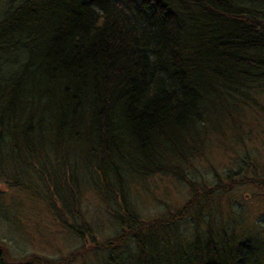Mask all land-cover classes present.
Segmentation results:
<instances>
[{
  "label": "trees",
  "instance_id": "trees-1",
  "mask_svg": "<svg viewBox=\"0 0 264 264\" xmlns=\"http://www.w3.org/2000/svg\"><path fill=\"white\" fill-rule=\"evenodd\" d=\"M3 12L0 54L15 62L0 78V149L56 173L64 207L80 186L97 191L120 230L95 264H264V243L226 223L209 218L188 241L142 221L126 195L130 178H185L211 109L225 120L257 105L264 0H9Z\"/></svg>",
  "mask_w": 264,
  "mask_h": 264
},
{
  "label": "rangeland",
  "instance_id": "rangeland-1",
  "mask_svg": "<svg viewBox=\"0 0 264 264\" xmlns=\"http://www.w3.org/2000/svg\"><path fill=\"white\" fill-rule=\"evenodd\" d=\"M8 3L0 0V14ZM7 55L0 54L1 79L15 62ZM252 98L257 105H241L225 120L228 111L210 110L201 147L183 167V180L172 173L127 180L131 211L144 222L169 221L188 241L206 234L212 218L226 223L238 242L255 238L264 243V91L254 90ZM204 128H197L198 135ZM17 155L9 142L1 146L0 264H95L103 259L101 245L115 238L120 226L97 191L80 186L74 206L64 207L52 188L56 173L36 171V166L26 172ZM189 181L201 191L195 194ZM197 216L203 221L198 223Z\"/></svg>",
  "mask_w": 264,
  "mask_h": 264
}]
</instances>
